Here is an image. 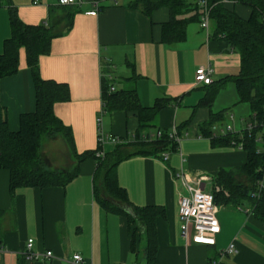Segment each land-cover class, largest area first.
<instances>
[{
    "label": "crops",
    "instance_id": "crops-1",
    "mask_svg": "<svg viewBox=\"0 0 264 264\" xmlns=\"http://www.w3.org/2000/svg\"><path fill=\"white\" fill-rule=\"evenodd\" d=\"M78 1L61 6L60 0H0V55L12 34V10L24 24H45L53 31L50 52L40 58V75L68 88L69 100L55 104L53 110L70 130L74 150L58 134L44 140L41 156L51 171L76 172L66 186L12 190L10 171L0 169V245L4 248L0 264H72L75 254L83 257L84 264H147V236L134 237L127 216L147 207L164 212L155 222L157 264H264V222L253 215L252 201L216 202L221 233L215 246L194 244L193 228L187 241L181 234L179 200L188 193L178 175L211 179L204 186L209 193L221 171H238L248 162L247 152L238 145L226 146L214 139L226 136L228 127L242 137L253 123L250 105L240 102L236 85L228 82L211 105L204 106L212 90L195 84L200 67L212 69L214 83L237 76L238 52L215 36L212 27L208 32L202 29L196 19L189 21L183 41L165 43L163 25L170 20L166 8L147 17L131 7L136 0ZM216 1L244 20L252 14L238 0ZM96 10L97 16L88 15ZM105 81L120 92H133L142 108L164 106L157 113L143 112L142 117H153L151 127L143 132L136 109L103 116L105 136L118 139L124 154L151 152L147 144L152 140L146 141L145 135L158 131L168 136L176 133L181 140L176 150L135 155L118 164L113 175L129 201V205L114 201L120 211L106 209L97 198L101 188L97 161L79 159L98 149ZM0 103L12 133L20 131L23 115L36 112V87L25 49L20 50L19 72L0 81ZM209 124L211 136L203 131ZM116 148L108 140L104 151L110 156ZM235 181L246 183L239 173ZM30 239L35 252L50 251L55 258L24 257ZM232 243L237 253L222 256Z\"/></svg>",
    "mask_w": 264,
    "mask_h": 264
},
{
    "label": "trees",
    "instance_id": "trees-1",
    "mask_svg": "<svg viewBox=\"0 0 264 264\" xmlns=\"http://www.w3.org/2000/svg\"><path fill=\"white\" fill-rule=\"evenodd\" d=\"M201 0H136L131 7L141 11L147 17H152L157 10L166 8L170 12V20L163 25V40L169 45L179 43L185 39L186 28L191 20H200ZM249 6L252 14L248 20L239 17L234 11L229 10L216 0H208L213 6L211 12L210 28L214 35L227 41L240 56V72L218 83L208 85L212 90L203 100L202 105H211L214 97L228 82L236 85L240 102L250 105L253 124L256 128L244 131L243 136L227 133L223 138L217 139L222 145H243V150L248 154V162L238 171H221L217 184L222 189L215 192V199L223 204H240L244 200L252 201L253 215L264 222V192L260 197L258 183L264 175V0H238ZM193 14L190 19L186 16ZM11 37L5 43L4 53L0 55V81L14 76L19 72L20 50L25 49L28 68L36 87V112L21 117L20 131L12 133L8 130L6 111L0 103V169L9 170L11 173V189L20 187L49 188L66 186L76 176V172L61 173L49 170L41 156V149L45 139L62 134L74 150L70 130L66 128L54 114V106L69 100L68 88L52 81H45L40 75V58L49 54L51 42L54 38L53 31L47 25L29 26L24 24L16 12L12 10ZM106 82V83H105ZM102 108L105 114L117 110L136 109L140 114V131L151 127L153 117L146 118L143 112L157 113L164 106L156 104L153 108L145 109L138 105L136 96L132 92H110V83L105 81ZM216 120V119H215ZM207 127H210V129ZM204 128V127H203ZM204 132L212 135V127L206 125ZM142 134V133H141ZM140 134V135H141ZM150 134L145 135L149 140ZM261 139V143L257 142ZM263 142V143H262ZM151 152L136 151L126 155L117 145L115 152L104 158H97L95 152H88L79 157L80 161L95 159L97 161V175L100 187L97 189V198L109 210H118L114 201L129 205L126 193L121 189L114 177L115 168L122 161L140 154L157 155L161 151L176 150L177 143L170 140L163 133L161 139L148 141ZM243 175L246 183L235 181V175ZM120 211V210H118ZM164 212L156 207L136 209L127 213L129 225L133 227V236L138 233L147 236L145 252L147 264H157L158 251L157 233L155 222Z\"/></svg>",
    "mask_w": 264,
    "mask_h": 264
},
{
    "label": "built area",
    "instance_id": "built-area-1",
    "mask_svg": "<svg viewBox=\"0 0 264 264\" xmlns=\"http://www.w3.org/2000/svg\"><path fill=\"white\" fill-rule=\"evenodd\" d=\"M79 3L78 0H60L61 6H70ZM201 9V27L205 31L210 30L211 23V12L213 6L209 5L208 0H201L199 2ZM99 6L96 4V9ZM90 16H97V10L88 13ZM213 83L212 80V69L210 67H200L196 71L195 84L200 85H210ZM116 88L114 86L110 87V92H115ZM103 106V105H102ZM105 115L103 108L98 115V147L97 158H104L105 151L104 146L108 140L115 145L119 144V140L116 138H110L105 136L102 129V118ZM256 128L255 124H251L248 131L252 132ZM264 129V125H263ZM215 130V128L213 129ZM226 133H232L231 127L227 128ZM225 134V133H224ZM163 137V132L158 131L154 136H150L149 140L161 139ZM170 140L174 141L178 145L181 144V140L176 133L168 136ZM257 142L261 143L259 138ZM263 143V142H262ZM240 150H243V145H238ZM168 157L166 156L165 159ZM178 180L182 187L187 191V195H180L179 200V215L181 220V234L184 240L189 239L190 228H193L192 241L196 245L203 246H215L216 238L221 233V225L217 217L218 206L215 199V192L219 193L222 191L220 187L215 184L213 186L212 192H206L204 188L205 183L211 181L209 178L205 177H194L190 178L186 175H178ZM259 192L256 196L260 197V194L264 192V175L261 182L258 183ZM34 241L32 239L28 240L26 249L23 252L24 257L28 260H39L42 258H52L54 255L52 252L48 251L46 253H38L33 250ZM4 252V248L0 245V254ZM237 253V247L235 243L230 244V246L221 252L222 256H231ZM72 264H84L83 257L79 254L73 255ZM212 264H218L213 262Z\"/></svg>",
    "mask_w": 264,
    "mask_h": 264
},
{
    "label": "rangeland",
    "instance_id": "rangeland-1",
    "mask_svg": "<svg viewBox=\"0 0 264 264\" xmlns=\"http://www.w3.org/2000/svg\"><path fill=\"white\" fill-rule=\"evenodd\" d=\"M249 114H250V112L246 115V119L249 120V122H250V115H249ZM230 117H231V116H230ZM227 122H230L229 124L232 125V124H231V119H230V118H229V121H227ZM236 132H237V131H236Z\"/></svg>",
    "mask_w": 264,
    "mask_h": 264
},
{
    "label": "water",
    "instance_id": "water-1",
    "mask_svg": "<svg viewBox=\"0 0 264 264\" xmlns=\"http://www.w3.org/2000/svg\"><path fill=\"white\" fill-rule=\"evenodd\" d=\"M1 155V154H0ZM130 213H132L131 211H130Z\"/></svg>",
    "mask_w": 264,
    "mask_h": 264
}]
</instances>
